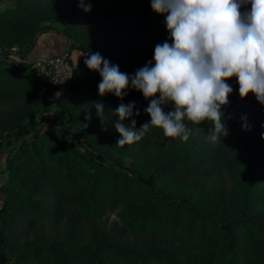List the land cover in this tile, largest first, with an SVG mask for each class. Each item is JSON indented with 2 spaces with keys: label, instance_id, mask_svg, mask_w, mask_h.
Segmentation results:
<instances>
[{
  "label": "trees",
  "instance_id": "1",
  "mask_svg": "<svg viewBox=\"0 0 264 264\" xmlns=\"http://www.w3.org/2000/svg\"><path fill=\"white\" fill-rule=\"evenodd\" d=\"M30 1L0 10V47L17 48L22 61L10 59L8 50L0 55V106L33 111L42 82L25 59L51 30L36 26L40 16L32 15ZM60 1L68 12L62 17L68 54L77 50L69 34L78 26L103 30L87 53L99 52L131 75L168 38L150 0H90L88 12L78 0ZM83 61L47 128L6 160L0 264H264V105L252 93L241 99L233 77L226 81L233 92L222 106L228 135L221 140L209 139L210 121H186L187 141L153 128L120 146L92 102L114 110L134 101L140 114L126 123L135 119L139 128L150 119L148 101L135 90L123 101L100 97L101 78ZM242 115L250 130H243ZM22 122L28 125V118L0 122V150Z\"/></svg>",
  "mask_w": 264,
  "mask_h": 264
},
{
  "label": "clouds",
  "instance_id": "2",
  "mask_svg": "<svg viewBox=\"0 0 264 264\" xmlns=\"http://www.w3.org/2000/svg\"><path fill=\"white\" fill-rule=\"evenodd\" d=\"M78 7L88 12L91 2L78 0ZM150 7L164 17L168 38L133 74L120 71L99 52L81 55L86 68L101 78L100 97L111 94L123 101L129 90L138 91L148 101L144 112L150 119L139 128L135 119L126 123L140 114L138 109L134 113V101L114 110L94 101L97 117L104 130L111 126L119 134L120 146L139 142L153 128L187 141L192 129L186 121H210L209 139L221 140L228 135L222 106L233 92L227 80L236 78L241 99L252 93L264 105V0H150ZM168 105L171 110L165 111ZM240 119L243 130H250L246 115Z\"/></svg>",
  "mask_w": 264,
  "mask_h": 264
},
{
  "label": "rangeland",
  "instance_id": "3",
  "mask_svg": "<svg viewBox=\"0 0 264 264\" xmlns=\"http://www.w3.org/2000/svg\"><path fill=\"white\" fill-rule=\"evenodd\" d=\"M24 1V0H23ZM17 0H0V10L8 7H12L16 4ZM26 3V2H25ZM28 8L31 11L33 16L38 17V24L36 25L39 29H48L50 33H55L60 36L64 34L65 30V20L62 17L68 12L61 6L60 0H31L27 2ZM42 18V19H41ZM90 29L78 28L75 31H72L69 34V38L75 41L77 50L72 51V61L75 64L76 68H80L82 66V61L84 56L86 55L94 39L98 35H102L105 31L101 30L96 33L90 32ZM150 32H143L140 36L150 35ZM12 34H9L11 36ZM66 39V37L62 36ZM67 40V39H66ZM68 44L69 41L67 40ZM57 48L55 51L62 50L63 45L56 44ZM70 47V44H69ZM98 47H96L97 49ZM8 50L9 58L15 61L16 63H21L22 61L18 58L16 51L17 48H7L0 47V55ZM2 57H0L1 59ZM68 92L55 93L50 89H43L39 87L38 93V107L33 111H28L21 106H12L11 108L1 107L0 106V116H4V120L0 122H4L10 117L17 119L18 115L28 118V125H25L23 122L21 123L18 129L12 130V136L9 138V144H6L4 148L0 150V168L3 173L0 175V188L6 183L8 179L7 172H5L6 168V160L13 154V150L22 146L23 143L30 141L35 134L42 133L49 122L54 116V112L56 109V103L58 98L67 95ZM68 96V95H67ZM6 112V113H5ZM10 123V122H9ZM19 123L16 124L18 126ZM4 202V195H0V209ZM113 218H111L112 220Z\"/></svg>",
  "mask_w": 264,
  "mask_h": 264
},
{
  "label": "built area",
  "instance_id": "4",
  "mask_svg": "<svg viewBox=\"0 0 264 264\" xmlns=\"http://www.w3.org/2000/svg\"><path fill=\"white\" fill-rule=\"evenodd\" d=\"M30 69L42 82L43 89L55 93L68 92L75 78V64L70 54L61 52L32 62Z\"/></svg>",
  "mask_w": 264,
  "mask_h": 264
},
{
  "label": "crops",
  "instance_id": "5",
  "mask_svg": "<svg viewBox=\"0 0 264 264\" xmlns=\"http://www.w3.org/2000/svg\"><path fill=\"white\" fill-rule=\"evenodd\" d=\"M57 43L63 45L62 50L55 51L56 49L54 48H57ZM69 49L70 47L67 40L62 36L50 32L44 33L36 39L34 46L26 56L25 61L32 62L33 60H36L38 58H45L48 56L56 55ZM70 56H72V52L70 53Z\"/></svg>",
  "mask_w": 264,
  "mask_h": 264
}]
</instances>
